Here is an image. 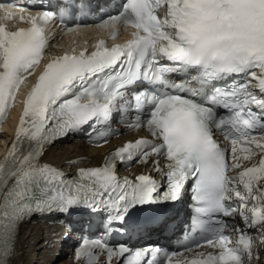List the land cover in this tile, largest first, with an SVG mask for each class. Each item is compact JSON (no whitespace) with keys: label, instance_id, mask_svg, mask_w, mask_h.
I'll return each mask as SVG.
<instances>
[{"label":"snow or ice","instance_id":"6c2138e0","mask_svg":"<svg viewBox=\"0 0 264 264\" xmlns=\"http://www.w3.org/2000/svg\"><path fill=\"white\" fill-rule=\"evenodd\" d=\"M11 9L26 11L0 4V20L19 19L30 27L8 31L0 24V121L41 64L48 43L45 28L56 16L52 11L17 16ZM161 10L163 18L157 15ZM119 25L134 29L130 40L111 48L101 40L91 54L50 59L22 101L14 139L0 160V264H7L25 216L83 211L101 214L106 233L123 231L140 226L137 213L147 206L179 200L189 180L193 226L202 241L195 247L216 251L177 264H253L259 257L253 255L252 238L244 229H231L223 217L238 214L245 229L264 232V0H121L118 13L97 27L112 29L114 39ZM171 73L191 75L199 88L170 84L165 77ZM145 82L172 91L133 90L126 98L129 89ZM184 91L189 95L179 94ZM129 110L137 113L129 127L145 128L152 139L128 142L109 153L102 166L80 168L70 179L40 163L44 144L69 132H82L98 144L111 135L102 126L113 113ZM214 130L230 143L231 163ZM152 156L167 161L166 171L159 159L153 161V171L166 179L163 188L150 175L134 180L116 175L117 161L147 163ZM257 156L251 166L244 165ZM93 249L106 253L107 264L126 253L124 264L171 259L161 249L130 253L123 246L113 250L85 239L76 250L77 261L97 264Z\"/></svg>","mask_w":264,"mask_h":264},{"label":"bare ground","instance_id":"6f19581e","mask_svg":"<svg viewBox=\"0 0 264 264\" xmlns=\"http://www.w3.org/2000/svg\"><path fill=\"white\" fill-rule=\"evenodd\" d=\"M115 140V143L121 142ZM109 144L102 148L87 149L82 143H67L49 148L40 158L41 164H49L56 168L68 170L81 166H96L111 148ZM47 233L46 236L42 232ZM55 231L52 227L42 226L35 221L21 224L13 244L8 264H70L65 258L54 255L53 238Z\"/></svg>","mask_w":264,"mask_h":264},{"label":"rangeland","instance_id":"374dc122","mask_svg":"<svg viewBox=\"0 0 264 264\" xmlns=\"http://www.w3.org/2000/svg\"><path fill=\"white\" fill-rule=\"evenodd\" d=\"M64 261H66V260H64ZM59 262H57V264H58Z\"/></svg>","mask_w":264,"mask_h":264}]
</instances>
